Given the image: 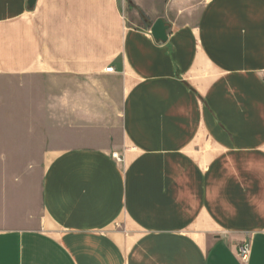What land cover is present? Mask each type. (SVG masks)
<instances>
[{
    "label": "crops",
    "instance_id": "0c3cea01",
    "mask_svg": "<svg viewBox=\"0 0 264 264\" xmlns=\"http://www.w3.org/2000/svg\"><path fill=\"white\" fill-rule=\"evenodd\" d=\"M27 2L0 78L62 79L65 133L0 172V264H264V0Z\"/></svg>",
    "mask_w": 264,
    "mask_h": 264
},
{
    "label": "rangeland",
    "instance_id": "374dc122",
    "mask_svg": "<svg viewBox=\"0 0 264 264\" xmlns=\"http://www.w3.org/2000/svg\"><path fill=\"white\" fill-rule=\"evenodd\" d=\"M63 85L60 78H0V120L16 119L19 124L16 128L0 126V142L11 143L3 153L6 157L0 158V172L5 177H38L49 141L65 133ZM14 129L20 136H16L15 142L9 136H13Z\"/></svg>",
    "mask_w": 264,
    "mask_h": 264
},
{
    "label": "water",
    "instance_id": "95a60500",
    "mask_svg": "<svg viewBox=\"0 0 264 264\" xmlns=\"http://www.w3.org/2000/svg\"><path fill=\"white\" fill-rule=\"evenodd\" d=\"M35 1L36 0H28L27 2L28 7L32 8L35 4ZM166 31H167V26L165 25L163 20L158 19L151 28V36L157 42H166L167 40Z\"/></svg>",
    "mask_w": 264,
    "mask_h": 264
},
{
    "label": "built area",
    "instance_id": "2783aa9c",
    "mask_svg": "<svg viewBox=\"0 0 264 264\" xmlns=\"http://www.w3.org/2000/svg\"><path fill=\"white\" fill-rule=\"evenodd\" d=\"M105 72L106 73H112L113 68H111V67L106 68ZM112 158L115 159L117 162H122V159L119 156H117L116 154H113ZM249 255H250V244L245 241L238 248V257H239L240 261L245 264L248 261Z\"/></svg>",
    "mask_w": 264,
    "mask_h": 264
}]
</instances>
